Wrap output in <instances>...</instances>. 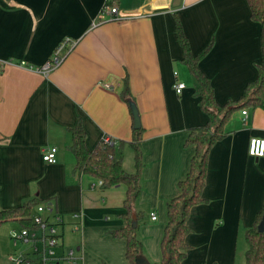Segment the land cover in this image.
<instances>
[{
	"label": "crops",
	"instance_id": "crops-1",
	"mask_svg": "<svg viewBox=\"0 0 264 264\" xmlns=\"http://www.w3.org/2000/svg\"><path fill=\"white\" fill-rule=\"evenodd\" d=\"M109 2L0 0V210L50 201L64 220L65 247L78 250L82 264H130L126 241L111 235L124 227L126 188L104 190L94 177L74 173L68 149L78 122L90 150L105 136L116 146L131 142L134 119L121 94L127 79L145 130L142 193L133 209L142 214L143 256L159 264L167 202L179 195L195 151L186 139L207 122L183 62L176 18L194 55L212 42L200 68L220 105L239 99L257 79L261 27L247 0ZM113 6L119 19L104 13ZM67 38L77 43L62 65L48 78L38 73ZM178 82L186 85L182 94L175 91ZM244 111L246 122L243 111L235 113L228 135L210 152L206 202L193 208L182 264H241L240 253L245 264V233L264 200V157L249 155L250 140L264 139V111ZM50 147L58 149L55 164L43 160ZM119 150L125 170L134 173L133 150Z\"/></svg>",
	"mask_w": 264,
	"mask_h": 264
},
{
	"label": "trees",
	"instance_id": "trees-1",
	"mask_svg": "<svg viewBox=\"0 0 264 264\" xmlns=\"http://www.w3.org/2000/svg\"><path fill=\"white\" fill-rule=\"evenodd\" d=\"M119 0H110L109 5ZM251 10V18L260 24V46L262 59L258 68V77L250 82L243 95L237 100H229L224 105L216 101L215 91L210 79L202 72L200 63L211 51L212 42L198 55H194L190 42L186 37L179 18H176V37L183 50V62L196 81L195 96L207 116L206 124L191 128L185 142L186 147H194L195 151L190 161L189 171L178 183L179 195L167 202V224L161 240L162 260L159 264H182L187 258L190 247L187 237L191 230L188 226L193 208L206 202L204 190L207 186L209 156L212 148L227 135L226 126L233 115L249 108L264 111V0H247ZM122 98L130 107L131 94L127 79L124 83ZM131 110V107H130ZM132 111V110H131ZM144 128H135L129 143L120 142L117 146H106L102 142L90 150L86 145L85 130L80 122L70 129L72 142L69 151L76 159L74 173L86 174L103 181L102 188L110 190L123 186L126 188L123 214L124 227L111 235L115 239L126 241V258L130 264H138L137 259L143 255V244L138 236L141 213H134V205L142 193L141 177L144 167L142 145ZM128 145L134 152L135 172L128 173L124 168V157L119 150ZM42 204H51L38 198L23 205L0 210V228L8 223L17 224L22 228L34 226L33 217L36 208ZM134 218L137 227H132ZM264 219L263 205L256 216L254 225L245 233L248 249L245 254V264H264V231L259 230Z\"/></svg>",
	"mask_w": 264,
	"mask_h": 264
},
{
	"label": "built area",
	"instance_id": "built-area-1",
	"mask_svg": "<svg viewBox=\"0 0 264 264\" xmlns=\"http://www.w3.org/2000/svg\"><path fill=\"white\" fill-rule=\"evenodd\" d=\"M104 13L111 16V18L119 19V8L113 6L112 8L104 9ZM76 41L69 38L65 39L58 48L54 51L49 60L42 66L35 68L38 73L48 78L50 74L58 69L64 62L66 55L75 46ZM19 67L24 66L23 62L16 64ZM177 94H182L186 89L183 82H178L175 86ZM247 119V111L242 112ZM102 144L106 146H116L117 141L110 136H105L102 139ZM56 147L48 148L43 156V160L48 164H55L57 162ZM249 155L252 157H264V139L252 138L250 140ZM98 184L102 187L103 181L99 180ZM75 219L80 218V215H75ZM153 221L157 220L155 213L151 214ZM64 220L62 216L56 211L52 204H42L36 208L33 217L34 226L31 228H19L10 232L11 239L15 246L20 243L25 246L24 249L18 250L9 256L12 264H82L83 257L78 250L74 248H66L61 231V225ZM74 230L78 231L79 226L75 225Z\"/></svg>",
	"mask_w": 264,
	"mask_h": 264
},
{
	"label": "rangeland",
	"instance_id": "rangeland-1",
	"mask_svg": "<svg viewBox=\"0 0 264 264\" xmlns=\"http://www.w3.org/2000/svg\"><path fill=\"white\" fill-rule=\"evenodd\" d=\"M15 228L19 229L21 227L18 226L17 224L8 223L0 228V264H12L9 259V256L16 251L25 248V246L22 245V243H20L19 246L14 245V242L10 236V232ZM243 256L244 254L242 255V253H240V256L238 257L239 262H241V264H244ZM237 264H239L238 259H237Z\"/></svg>",
	"mask_w": 264,
	"mask_h": 264
},
{
	"label": "water",
	"instance_id": "water-1",
	"mask_svg": "<svg viewBox=\"0 0 264 264\" xmlns=\"http://www.w3.org/2000/svg\"><path fill=\"white\" fill-rule=\"evenodd\" d=\"M130 107L132 110V115H133V119H134V124H135V128L139 129L142 127V122H141V118H140V113L138 110V107L136 106V104L130 100ZM132 227L136 228L137 227V220L134 218L133 222H132ZM259 230L261 232L264 231V219L262 221V223L260 224ZM137 263L138 264H151L143 255L139 256L137 259Z\"/></svg>",
	"mask_w": 264,
	"mask_h": 264
}]
</instances>
